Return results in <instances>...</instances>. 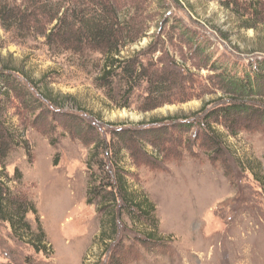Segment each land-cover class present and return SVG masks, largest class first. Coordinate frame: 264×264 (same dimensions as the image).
<instances>
[{"label":"rangeland","instance_id":"rangeland-1","mask_svg":"<svg viewBox=\"0 0 264 264\" xmlns=\"http://www.w3.org/2000/svg\"><path fill=\"white\" fill-rule=\"evenodd\" d=\"M179 1L150 0L135 19L146 32L122 53L146 68L147 80L135 87L122 71L102 81L98 57L80 65L0 24V72L14 70L35 98L26 78L65 98L39 106L13 87L0 89V101L2 91L12 94L6 123L19 142L0 176L34 202L48 248L35 252L0 221V264H264V95L246 99L257 110L246 119L211 123L223 141L219 152L202 124L212 110L242 100L223 92L219 73L242 76L259 66L264 24L247 30L216 0ZM149 77L168 85L157 102ZM168 117L179 120L153 123ZM121 130L137 133L126 137L129 149L96 162L105 160L111 175L112 167L125 172L132 190L150 197L160 243L143 240L144 226L127 216L113 237L101 234L111 231V216L90 191L103 182L91 154L97 141L120 144ZM28 220L37 229L36 216Z\"/></svg>","mask_w":264,"mask_h":264},{"label":"trees","instance_id":"trees-1","mask_svg":"<svg viewBox=\"0 0 264 264\" xmlns=\"http://www.w3.org/2000/svg\"><path fill=\"white\" fill-rule=\"evenodd\" d=\"M216 1L241 21L247 30L257 29L260 24H264V0ZM176 2L180 6L183 5L179 0ZM146 3L149 4L150 0H0V24L4 30L23 41L44 39L51 54L68 56L80 65L87 64L92 58L98 57L102 62V81L108 82L113 76L123 73L127 87H135V84L141 79L147 80V76L143 73L146 68L131 58L125 59L122 53L127 45L136 43L146 32L145 28L135 25V19L144 10ZM5 69L4 67L0 72V89L13 87L15 95L19 99L31 100L36 105H42L45 102L58 105L60 101H65V98L53 96L50 92L40 89L37 83L26 78V81L40 96L35 98L34 93L29 92L25 84H20L16 80L14 70L6 71ZM242 73V76H233L227 68L221 70L219 78L223 83V92L233 95L237 99L242 98V100H239L240 103L212 110L202 120V124L207 127L206 136L216 146L217 152L220 151V147H224L223 141L212 129L211 123L216 121V123L222 124L221 122L232 117L237 120L246 119L257 112L245 104L246 99L260 98L264 95V59L258 67L251 70L245 69ZM162 78L154 77L152 79L149 77L148 79L149 88L152 90L149 97L155 96V102L158 101L157 99L165 97L167 93L168 85L165 80L163 82ZM170 79L168 77V83ZM1 94L0 165L5 168L9 156L18 147L19 142L15 133L6 123V111L12 94L10 90L2 91ZM178 120L177 117H168L154 120L153 123L162 124ZM150 132L153 133L152 130ZM116 134L117 137L119 135L123 138L122 141H119L120 144L116 142L107 144L105 141L95 142L91 161L94 160V156L96 162L97 159L110 155V153L120 155L121 150L129 149L126 137L137 133L133 130H121ZM155 139L153 142L157 141ZM133 142L134 140L131 139V143ZM156 147L159 148L158 143ZM118 149H120L119 153L116 152ZM230 157L232 156L230 155ZM104 161L101 160V164L96 162L101 165L103 170V182L94 185L90 190L96 198L101 197L100 211L105 210L111 216L106 225L109 224L112 227V232L110 230L103 231L101 233L103 238L113 237L112 234H116V226L118 223H123V217L127 216L136 225L144 226L141 233L143 240L160 243L155 204L147 194L132 190L125 178V172L114 171L113 167L112 175L109 171L106 172ZM16 172L18 176L21 175L18 169ZM253 175L255 179H259L258 174L253 173ZM20 178L22 179V177ZM29 214L36 216L37 229H33L29 222ZM0 221L8 224L13 236L30 245L35 252H44L46 249L48 251L47 237L40 223L36 205L25 193L11 190L1 176Z\"/></svg>","mask_w":264,"mask_h":264}]
</instances>
